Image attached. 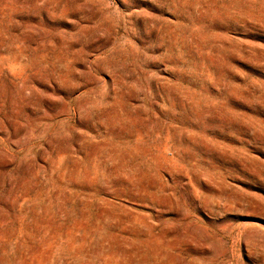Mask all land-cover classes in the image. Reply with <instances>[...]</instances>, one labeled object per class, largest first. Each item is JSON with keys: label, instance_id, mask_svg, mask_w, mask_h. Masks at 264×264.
Returning <instances> with one entry per match:
<instances>
[{"label": "rangeland", "instance_id": "1", "mask_svg": "<svg viewBox=\"0 0 264 264\" xmlns=\"http://www.w3.org/2000/svg\"><path fill=\"white\" fill-rule=\"evenodd\" d=\"M0 264H264V0H0Z\"/></svg>", "mask_w": 264, "mask_h": 264}]
</instances>
